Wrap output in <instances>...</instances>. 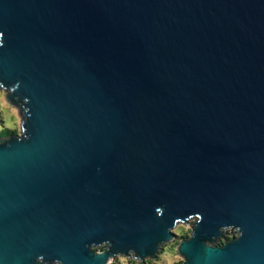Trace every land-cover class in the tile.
Returning <instances> with one entry per match:
<instances>
[{
	"label": "water",
	"instance_id": "water-1",
	"mask_svg": "<svg viewBox=\"0 0 264 264\" xmlns=\"http://www.w3.org/2000/svg\"><path fill=\"white\" fill-rule=\"evenodd\" d=\"M0 32L32 113L0 142V264L155 256L198 213L188 264H264V0H0Z\"/></svg>",
	"mask_w": 264,
	"mask_h": 264
},
{
	"label": "clouds",
	"instance_id": "clouds-1",
	"mask_svg": "<svg viewBox=\"0 0 264 264\" xmlns=\"http://www.w3.org/2000/svg\"><path fill=\"white\" fill-rule=\"evenodd\" d=\"M4 33L0 32V48H3ZM22 82L17 80L12 85H5L0 81V142L8 141L15 138L17 141H27L30 139L28 131V122L32 113L26 105L30 103L28 97L21 99L16 95L21 88ZM163 207H157L155 212L157 217L163 216ZM202 222V214H189L184 218H176L172 227L167 231L172 234L171 239L162 241L157 246L155 256H140L135 249L129 248L125 251L111 252L114 247L111 240L105 239L101 242L93 241L86 245L88 250L96 257H107L104 264H188L187 258L181 254L180 246L183 239L177 241L176 237L188 234L192 239L195 235L196 228ZM220 236H214L211 241H205L207 248H217L225 246L228 242L240 239L244 233L241 227L236 225H222L218 229ZM174 234V235H173ZM189 239V240H190ZM161 248L163 251L161 252ZM111 253V254H109ZM157 255L159 259H157ZM35 264H64L62 259L56 258L48 260L43 254L36 257Z\"/></svg>",
	"mask_w": 264,
	"mask_h": 264
},
{
	"label": "rangeland",
	"instance_id": "rangeland-1",
	"mask_svg": "<svg viewBox=\"0 0 264 264\" xmlns=\"http://www.w3.org/2000/svg\"><path fill=\"white\" fill-rule=\"evenodd\" d=\"M3 122V120H2V118H0V123H2ZM183 236H189L188 234H184ZM181 237H176V239H177V241L180 239ZM161 252L163 251V248L160 250ZM157 259H159V256L157 255Z\"/></svg>",
	"mask_w": 264,
	"mask_h": 264
},
{
	"label": "trees",
	"instance_id": "trees-1",
	"mask_svg": "<svg viewBox=\"0 0 264 264\" xmlns=\"http://www.w3.org/2000/svg\"><path fill=\"white\" fill-rule=\"evenodd\" d=\"M182 237H187V236H181V238H182Z\"/></svg>",
	"mask_w": 264,
	"mask_h": 264
}]
</instances>
